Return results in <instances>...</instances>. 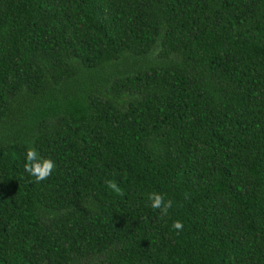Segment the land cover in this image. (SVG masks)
<instances>
[{
	"label": "trees",
	"instance_id": "obj_1",
	"mask_svg": "<svg viewBox=\"0 0 264 264\" xmlns=\"http://www.w3.org/2000/svg\"><path fill=\"white\" fill-rule=\"evenodd\" d=\"M0 264H264V0H0Z\"/></svg>",
	"mask_w": 264,
	"mask_h": 264
},
{
	"label": "clouds",
	"instance_id": "obj_2",
	"mask_svg": "<svg viewBox=\"0 0 264 264\" xmlns=\"http://www.w3.org/2000/svg\"><path fill=\"white\" fill-rule=\"evenodd\" d=\"M26 163L24 165L25 170L33 177L37 183L47 180L51 175L53 170L55 169V162L51 158H42L34 147H29L26 153ZM107 187L112 190L116 195L122 196L123 191L118 186V184L109 180L106 181ZM149 200L151 201V208L158 209L161 213V216H166L168 213V209L172 207L173 201L165 200L163 195L159 193H151L149 195ZM172 229L177 231L183 230V222L180 220H176L172 223Z\"/></svg>",
	"mask_w": 264,
	"mask_h": 264
},
{
	"label": "rangeland",
	"instance_id": "obj_3",
	"mask_svg": "<svg viewBox=\"0 0 264 264\" xmlns=\"http://www.w3.org/2000/svg\"><path fill=\"white\" fill-rule=\"evenodd\" d=\"M155 50H156V47L153 48V49H151V53H152V54H155Z\"/></svg>",
	"mask_w": 264,
	"mask_h": 264
}]
</instances>
